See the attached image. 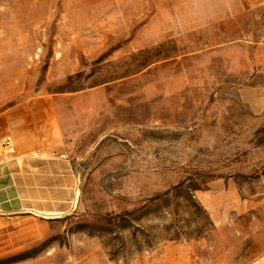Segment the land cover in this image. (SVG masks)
Listing matches in <instances>:
<instances>
[{"label": "rangeland", "instance_id": "1", "mask_svg": "<svg viewBox=\"0 0 264 264\" xmlns=\"http://www.w3.org/2000/svg\"><path fill=\"white\" fill-rule=\"evenodd\" d=\"M262 56L264 0H0V135L57 141L55 184L75 181L60 207L0 210V264L257 256L264 110L240 92Z\"/></svg>", "mask_w": 264, "mask_h": 264}, {"label": "crops", "instance_id": "2", "mask_svg": "<svg viewBox=\"0 0 264 264\" xmlns=\"http://www.w3.org/2000/svg\"><path fill=\"white\" fill-rule=\"evenodd\" d=\"M257 63H260L261 68L253 78L259 77L262 80L244 87L240 92L242 103L253 113L264 110V56L259 57ZM10 126H7V132L0 135V138H10L16 153L10 160L0 164V210L13 212L15 205L28 209L38 207L40 210L45 206L65 205V202L71 200L75 181L67 175L59 180L58 185L55 184L56 173H68L70 170L66 159L52 156L57 141L43 142L35 135L37 132L33 128ZM29 150H34L37 155L29 156ZM256 255L241 264H264V247Z\"/></svg>", "mask_w": 264, "mask_h": 264}, {"label": "built area", "instance_id": "3", "mask_svg": "<svg viewBox=\"0 0 264 264\" xmlns=\"http://www.w3.org/2000/svg\"><path fill=\"white\" fill-rule=\"evenodd\" d=\"M15 154V145L8 137L0 138V164L10 160Z\"/></svg>", "mask_w": 264, "mask_h": 264}]
</instances>
